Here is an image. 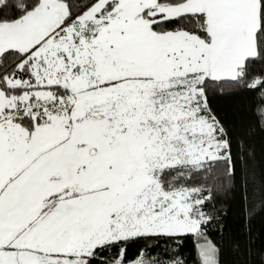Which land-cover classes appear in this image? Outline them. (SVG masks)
Here are the masks:
<instances>
[{
    "label": "snow or ice",
    "instance_id": "1",
    "mask_svg": "<svg viewBox=\"0 0 264 264\" xmlns=\"http://www.w3.org/2000/svg\"><path fill=\"white\" fill-rule=\"evenodd\" d=\"M240 92L264 128V0H0V264H220Z\"/></svg>",
    "mask_w": 264,
    "mask_h": 264
},
{
    "label": "trees",
    "instance_id": "2",
    "mask_svg": "<svg viewBox=\"0 0 264 264\" xmlns=\"http://www.w3.org/2000/svg\"><path fill=\"white\" fill-rule=\"evenodd\" d=\"M258 102L253 92L212 100L214 109L232 129L233 151H237L235 141L242 139L251 153L247 159V201L238 180L234 190L215 193L209 205L216 218L208 225L207 235L220 248V264H264V128L254 115ZM138 247H132L130 253L135 254ZM180 253L186 264H198L192 238L184 241Z\"/></svg>",
    "mask_w": 264,
    "mask_h": 264
}]
</instances>
